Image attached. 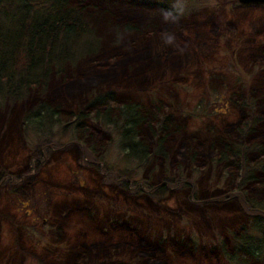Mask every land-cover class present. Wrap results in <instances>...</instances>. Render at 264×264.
I'll return each mask as SVG.
<instances>
[{"label":"rangeland","instance_id":"374dc122","mask_svg":"<svg viewBox=\"0 0 264 264\" xmlns=\"http://www.w3.org/2000/svg\"><path fill=\"white\" fill-rule=\"evenodd\" d=\"M85 3L96 32L88 35L83 55L66 64L64 79L55 84L59 95L50 90L66 118L36 132L22 123L25 101L0 105V264H236L221 249H232L251 211L235 182L225 179L236 162L223 169L206 136L236 138L244 122L264 111V5ZM173 5H183L184 15L165 23L160 10ZM100 10L153 27L122 32L103 22L102 15L109 16ZM165 32L175 34L182 52L164 44ZM97 83L118 96L163 102L170 121L179 122V131L167 137L171 151L142 164L124 155L118 137L90 117L82 119L90 131L84 143L75 124L63 130L73 121L68 112L85 105ZM262 136L255 126L244 138ZM192 143L199 150L195 165L167 174ZM250 158L255 162L258 154ZM168 175L182 176L192 190L180 179L169 184ZM159 183L167 187L155 191ZM229 186L233 197L225 199ZM251 264H264V256Z\"/></svg>","mask_w":264,"mask_h":264},{"label":"trees","instance_id":"16d2710c","mask_svg":"<svg viewBox=\"0 0 264 264\" xmlns=\"http://www.w3.org/2000/svg\"><path fill=\"white\" fill-rule=\"evenodd\" d=\"M100 11L109 16L102 15L103 22L107 21L105 23L122 32H137L139 28L137 33H142L147 27H153V23L136 26L131 19L106 10ZM90 15L85 0H0V105L25 101L22 123L27 130L44 131L61 118H66L56 96L61 87L55 84L64 79L66 64L73 63L83 55L88 35L96 32L91 25ZM126 23H131V27H125ZM53 78L56 80L50 86ZM97 84L99 86H90L85 105L79 106V103L66 114L74 117L72 123H64L63 130L75 124L76 137L84 143L83 139L90 131L84 128L82 119L90 117L99 122L109 136L113 133L114 139L118 137V142H115L124 155L142 164L171 151L167 137L179 131V122L170 121L163 102L145 103L137 97L118 96L113 90L103 89L100 83ZM50 90L56 91L53 96ZM33 95H36L34 100L31 99ZM261 96L264 98V90ZM252 118L244 122L245 127L238 128L236 138L222 134L206 136L209 142L207 148L217 147L215 161H224L223 169L233 159L236 162L233 165L237 169L233 168L225 179L229 184L235 182L242 204L247 211H251L249 224L241 227L242 231L236 234L232 249H221L226 259L236 264H251L264 256V138L248 139L247 142L244 138L255 126L264 133V111ZM192 144L179 162H172L171 168L166 170L167 174H174L183 166L194 164L199 150L196 148L198 145ZM199 149L205 152L203 147ZM252 153L258 154L255 162L250 161ZM97 156L100 160L105 158L104 155ZM168 176L165 180L169 184L180 179L183 185L187 184L192 190L193 183L185 181L182 176ZM157 185L156 188L152 187L155 191L167 187L163 183ZM227 191L224 198L233 197L231 186Z\"/></svg>","mask_w":264,"mask_h":264},{"label":"clouds","instance_id":"9594fccd","mask_svg":"<svg viewBox=\"0 0 264 264\" xmlns=\"http://www.w3.org/2000/svg\"><path fill=\"white\" fill-rule=\"evenodd\" d=\"M160 12H161V16L163 18V21L165 23H167V22L176 23L184 15V7H183V5H173L172 8L161 9ZM162 35L164 37L163 42L165 45H171V46L177 48L179 51H181V52L183 51V49L180 48L179 44L176 43L175 34L165 32Z\"/></svg>","mask_w":264,"mask_h":264},{"label":"water","instance_id":"95a60500","mask_svg":"<svg viewBox=\"0 0 264 264\" xmlns=\"http://www.w3.org/2000/svg\"><path fill=\"white\" fill-rule=\"evenodd\" d=\"M240 4H264V0H237Z\"/></svg>","mask_w":264,"mask_h":264},{"label":"flooded vegetation","instance_id":"af4514ba","mask_svg":"<svg viewBox=\"0 0 264 264\" xmlns=\"http://www.w3.org/2000/svg\"><path fill=\"white\" fill-rule=\"evenodd\" d=\"M238 5H241V6H242V5H243V6H247V5L240 4V3H239ZM248 5H257V6H261V4H248Z\"/></svg>","mask_w":264,"mask_h":264}]
</instances>
